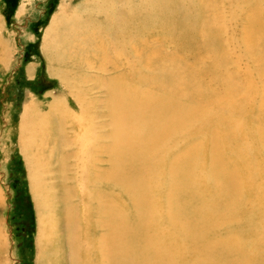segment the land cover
Returning a JSON list of instances; mask_svg holds the SVG:
<instances>
[{
  "label": "bare ground",
  "instance_id": "1",
  "mask_svg": "<svg viewBox=\"0 0 264 264\" xmlns=\"http://www.w3.org/2000/svg\"><path fill=\"white\" fill-rule=\"evenodd\" d=\"M70 15L50 50L71 61L72 46L112 130L107 173L59 160L87 184L86 264H264V0H88Z\"/></svg>",
  "mask_w": 264,
  "mask_h": 264
},
{
  "label": "rangeland",
  "instance_id": "2",
  "mask_svg": "<svg viewBox=\"0 0 264 264\" xmlns=\"http://www.w3.org/2000/svg\"><path fill=\"white\" fill-rule=\"evenodd\" d=\"M87 2L0 0V264H86L87 184L73 159L64 162L66 171L59 160L80 152L84 168L88 156L90 172L107 173L103 149L112 130L100 103L106 97L98 88L86 92L95 82L80 77L84 64L74 65L72 46L61 49L72 54L64 62L50 48ZM106 188L98 187L104 194ZM67 211L78 224L66 223Z\"/></svg>",
  "mask_w": 264,
  "mask_h": 264
}]
</instances>
